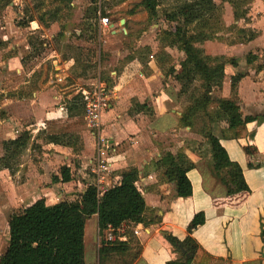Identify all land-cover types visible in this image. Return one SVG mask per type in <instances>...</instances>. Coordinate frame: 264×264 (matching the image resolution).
<instances>
[{"label":"crops","instance_id":"1","mask_svg":"<svg viewBox=\"0 0 264 264\" xmlns=\"http://www.w3.org/2000/svg\"><path fill=\"white\" fill-rule=\"evenodd\" d=\"M17 1L11 0L9 4L7 2L5 11L3 6H0V12L21 13ZM130 1L123 0L121 4ZM140 2L141 0L135 1L137 4ZM217 3L220 4L221 0ZM224 10L227 28L237 26L238 29L253 31L256 34L255 39L245 42L237 35L224 39L221 33L218 34L220 39L206 42L203 48L209 56H223L233 60L225 68L226 77L221 98H232V77L243 74L244 78L237 87L241 117L244 119L249 116H262L264 0H250L245 18L240 21L235 20L230 4L225 3ZM130 20L136 21L130 17L120 21L121 25L122 21H125L120 30L123 34L127 33L128 37L133 31L127 27L132 26ZM136 22L138 23L134 24V30H141V24ZM14 27L23 36L9 37L8 56H5L8 51L0 50V80L8 81L5 85L0 83V94L4 97L0 110L5 112L0 118V159L4 156L2 145L5 141L16 140L21 134L28 133L31 136V144L23 155L17 158L11 170H0V256L6 252L9 245V220L15 209L26 208L40 199H45L48 205L64 200L76 201L88 186L97 183L91 166L95 156L96 137L85 126L84 111L79 112L78 116H74L75 112H69L62 105L60 93L44 81V76L38 82V87L35 85V89L30 90L28 96L22 94V90L36 81H32L33 76L42 72L43 63L36 68L24 61L30 52L26 35L32 34V30L39 27ZM111 27L115 28L114 34L118 32L119 29H116L114 24ZM157 28L158 25H153L142 31L137 39H133L137 45L135 50L141 47L145 49L144 53H141L144 62L138 54L129 53L120 73L115 70L110 72L115 76L116 82L111 88L98 78L107 86L111 96L109 107L102 115V124L103 134L109 137L113 144L109 159L113 163L115 173L106 190L112 188L116 180L120 179L122 171L137 168L140 172L137 186L148 207L147 220L156 222L149 225L124 224L116 231V236L108 230L105 232L107 237L104 233L102 238L114 240L118 237L119 240L130 243L131 249L132 242H137L139 255L132 264H167L171 260H180L182 254L166 240L164 232H170L184 240L189 234L188 226L194 216L203 212L205 224L193 232V237L201 248L214 258L216 264H264V122L249 123V136L240 139L231 138L230 133V128L238 123L237 119L222 121L217 128L216 135L231 160L243 168L250 189V192L229 196L228 189L221 183L210 164L211 152L208 151L205 139L180 124L184 111L183 98L179 94L181 86L170 76H166L159 66L160 59L157 58L156 49L160 40L153 32ZM167 49L172 58H176L175 53L178 52L181 60H184V53L177 49ZM147 51H151V55L147 54ZM54 53L55 55L49 58L55 68L56 74L53 76L70 77L74 60H64L57 51ZM175 69H180L179 64ZM38 76L40 75H37V78ZM96 81L90 80L86 84L87 87L72 81L76 85L74 96L79 94L81 88L92 89ZM74 96L70 95L68 98L72 99ZM81 126L84 128H79ZM57 134H69L79 138V149L74 151L72 147L47 141L49 135ZM250 134H254V137L251 138ZM34 144L41 146V155L35 154ZM203 147L207 148L204 152ZM181 151L195 164V169L188 174L193 186V196L187 199L178 198L175 186L162 182L159 177L158 161L161 157L167 152L177 154ZM35 158H38V162ZM62 167L70 170V182L62 181ZM55 178L59 180L54 181ZM93 218L94 228L97 229L98 215ZM135 230H139L140 234L134 235ZM87 236L86 226L85 264H101L98 252L101 242L94 255L90 254L89 259ZM110 261L112 260L104 264H109Z\"/></svg>","mask_w":264,"mask_h":264},{"label":"trees","instance_id":"2","mask_svg":"<svg viewBox=\"0 0 264 264\" xmlns=\"http://www.w3.org/2000/svg\"><path fill=\"white\" fill-rule=\"evenodd\" d=\"M74 1L53 0L51 4H57V7L45 11L37 18L26 9L27 17L18 21L17 25L26 28L37 21L49 27L51 23L61 20L62 16L66 15L65 12L72 9ZM34 2V9L37 11H42L46 4L45 0H34ZM98 2L99 0H91V7L87 10V20H95L96 23L95 25L90 23L84 31H98L97 22L100 11ZM225 3L232 6L235 20L240 21L245 18L246 7L250 0H221L220 4L215 0H174L168 9H163L161 0H141L136 6L148 13L151 22L156 23L162 14L164 21L174 25L173 28L162 33L161 41L164 46L161 45L160 49L161 52L165 48L177 49L184 53L185 58L179 64V70L173 66L168 69L164 66V62L173 59L168 54L165 55L166 61L159 60V66L166 76H170L179 83L180 96L188 94L190 105L183 111L180 124L191 130H197V133L205 139L208 151L211 152L210 164L221 183L228 189V195L233 196L241 192H250V189L245 180L243 168L239 163L231 160L220 138L216 132L214 133L213 127L222 121L237 119L238 123L230 128L231 138H245L249 136L247 125L252 122L263 123L264 115L249 116L244 119L241 117L237 87L244 78L243 74L232 77V98H217L213 95L217 90H222L226 77V65L233 60L223 56H209L203 45L208 41L221 38L218 34L223 33L226 28L223 20ZM135 12L136 10L133 9L129 13L135 14ZM101 16H106V13L101 12ZM84 31L79 37L84 36ZM237 33L238 38H243L245 42L256 37L253 31L245 29H238ZM94 38L91 36L89 39ZM28 42L29 46H35L31 39ZM78 48L76 50H79ZM147 54L151 55V51H147ZM139 57L144 62L142 54H139ZM71 59L75 63L70 71L74 74L84 61L76 56ZM84 73L83 71L75 77L83 78ZM196 80L200 85L197 87L194 85L192 92L188 91V87ZM66 102L67 110L71 113L75 112L74 116L80 115L79 112H83L86 106L82 93ZM1 103L0 95V106ZM3 115L4 113L0 110V118ZM199 123H202L200 129H198ZM250 135L251 138L254 137V134ZM78 139L69 134L47 137L49 143L72 147L74 151L79 149ZM29 144H31V136L28 133L21 134L16 140L3 142L4 156L0 159V170L2 168L11 170L17 158L23 155ZM207 148L203 147V152ZM158 166L160 180L173 184L178 198L187 199L193 196V186L188 174L195 169V164L184 152L165 153L158 161ZM61 175L63 182L71 181L70 170L67 167H62ZM139 178V170L132 167L122 171L120 179L116 180L112 188L105 191H100L96 185H91L76 201L64 200L48 205L45 199H40L31 206L15 209L9 220V245L6 252L0 256V264H85L87 221L95 215H98L101 238L108 230H112L113 236H116V231L124 224L155 223L156 221L148 222L147 220L148 207L137 186ZM58 180V178L54 179V181ZM205 220L203 212L196 214L188 226L189 234L184 240H180L170 232H164L166 240L182 254L180 260H171L167 264H216L214 258L205 252L193 237V232L204 225ZM131 250L130 243L120 241L118 237L114 240L103 239L98 250L99 259L101 264H104L117 256H129ZM138 255L139 252L132 255L130 262L126 264H132ZM187 256L190 258L188 259Z\"/></svg>","mask_w":264,"mask_h":264},{"label":"rangeland","instance_id":"3","mask_svg":"<svg viewBox=\"0 0 264 264\" xmlns=\"http://www.w3.org/2000/svg\"><path fill=\"white\" fill-rule=\"evenodd\" d=\"M11 0H0V6H3L4 11L7 7V2ZM17 1V0H16ZM53 0H45V5L42 11H37L34 9L35 2L34 0H19L17 1V4L19 5L18 9L21 11V13H14L11 11L10 13H5L3 11L0 12V50H5L7 54L5 56H8L9 54V45H8V39L9 37H18L23 36L21 35L19 30H16L14 26H17V22L20 21L22 18L27 17L25 16V10L27 9L30 11V14L33 15L35 18H37L39 15L44 13L45 11H49L52 9H55L57 7V4H51ZM121 0H99L98 7L101 12L106 13V16L111 21V25L114 24L116 26V29L118 32L113 33L115 31L114 27L109 26V29L106 27L101 26L100 21V15L98 19V31L96 32H87L84 31L85 28L91 23L92 25H95V20L88 21L87 20V10L91 7V0H77L74 1V3L71 6V10L68 12H65L66 15L62 16L61 20L51 23L49 27H45L38 23L37 21H34L30 24V27L32 29L37 28V30H32V34L26 35L29 39L35 43L34 47L30 46V52L27 54V57H25L24 61L29 62L28 65L32 67H40L41 70L33 76L32 81L35 79L36 81L34 83H31L27 86V89L22 90V94L24 96H28L30 90L33 91L36 87H38V82L43 79L44 81L48 82L51 87H54V91H58L62 97L63 104L65 107L67 105L68 97L74 96V89L76 87L75 83H72V81H77L80 86L87 87L86 84L90 80L96 81L98 78H101L103 81H105L109 86H113L116 82L114 81V77L110 74L111 71L115 70L117 73H120L121 68L125 64L126 56L129 55V53L133 54H141L144 53L145 49L141 47L139 50H135L137 48V45H135V41L133 39H137L140 34H142V31H146L148 28H150L153 25H158V28L153 30L154 36L157 37V39L160 40L159 47H157L156 55L157 58L161 59V61H166V56L168 54V49L165 48V52H161L160 47L164 46V43L161 41L162 33L165 30H170L173 28L174 25L167 23L164 21V18L162 14H160V17L156 23L151 22L149 20L148 13L143 11L141 8H138L137 3H135L136 0L130 1V3L121 4ZM174 0H161L163 9H168L172 6ZM219 2L220 0H216ZM121 4V5H120ZM139 4V3H138ZM5 6V7H4ZM114 6H117L114 8ZM135 9V14H130L129 12L131 10ZM109 12V13H107ZM103 17V16H102ZM128 17L136 19V21H139V24H141V30L135 31L134 24L138 23L134 20H130V25H127L128 28L133 30L129 37L127 36V33L123 34V31L120 29L124 27V25H121L120 21L121 19L126 20ZM226 13L225 10L223 12V20H225ZM225 23V22H224ZM14 29L16 30H13ZM94 27V26H93ZM82 31H84V36L79 37L82 35ZM229 32H232L234 34H230ZM238 28L237 26H231L230 28H225L223 32L224 39L226 37L233 38L236 35H238ZM62 33L61 35H59ZM95 37L93 40H90V37ZM97 39V40H96ZM6 41V42H4ZM162 45V46H161ZM79 47V48H78ZM79 50H76V49ZM143 48V49H142ZM11 51V50H10ZM54 51H57L64 60H70L72 57L76 56L78 59H81V61H84L83 65L78 67L77 70L73 71L71 73L70 71V77L68 78H61L57 77L55 78V68L52 65V60L50 61L49 58L51 55H55ZM180 52V51H179ZM181 53V52H180ZM175 57L172 61H166L164 62V66L168 69L170 67H175L176 65L181 63V58L179 57L178 52L175 53ZM48 59V60H47ZM177 61V62H176ZM83 71L85 72L83 75V78L75 77L76 75L82 74ZM5 72V71H4ZM37 75L38 76L37 78ZM5 79V78H1ZM59 79H62L63 81H59ZM59 81V82H58ZM7 80L3 81L0 80V83H3L4 85L7 84ZM72 83V84H71ZM112 83V84H111ZM199 86V81H195L192 85L188 87V91L193 90V86ZM194 86V87H195ZM68 87V88H67ZM73 89V90H72ZM1 95V94H0ZM213 95L217 98L221 97V90H217L213 93ZM75 96H77L75 94ZM74 96V97H75ZM2 97V103H4V97ZM73 97V98H74ZM183 98L182 107L183 110L186 109L190 105V99L188 94L181 96ZM5 115V112H4ZM7 115V113H6ZM27 115V114H26ZM84 117V115H83ZM25 121H28V115L25 119ZM206 121V120H205ZM202 122V121H201ZM203 123V122H202ZM202 123L198 124V129L202 127ZM204 124V123H203ZM205 125V124H204ZM220 123L215 124L214 133L217 132V128L219 127ZM60 127L62 125H59ZM84 126V125H82ZM79 128H84V127ZM86 126V125H85ZM87 128V126H86ZM88 130V128H87ZM193 133L199 135L197 133V130H191ZM201 136V135H200ZM36 147V148H35ZM41 146L34 144L33 149H35L36 155H41V151L39 150ZM42 149V148H41ZM36 162H38V158H35ZM2 196L0 191V197ZM32 204V203H30ZM90 220V221H89ZM87 222V230H88V236H87V246H88V258L90 259V254L94 255V251L96 250L97 246L100 244V242L103 240L100 237L99 234V228L95 229V219L91 217ZM94 228V229H93ZM112 231V230H110ZM107 234L105 233V237ZM133 247L131 250V254L127 257H120L117 256L112 259V261L109 262V264H126L127 262H130V259L132 258V255L138 253L139 246L137 242H132Z\"/></svg>","mask_w":264,"mask_h":264},{"label":"built area","instance_id":"4","mask_svg":"<svg viewBox=\"0 0 264 264\" xmlns=\"http://www.w3.org/2000/svg\"><path fill=\"white\" fill-rule=\"evenodd\" d=\"M100 21L101 26L109 29L111 21L108 17H102L100 14ZM100 80L96 81L92 89L81 88L79 93L83 94L86 101V106L84 107L86 126L96 137L95 156L91 162L92 171L96 176L97 188L100 191H105L110 186L108 182L113 178L115 168L109 159L113 144L109 137L103 134L102 124V115L109 107L111 96L107 86L102 84ZM139 234V230L134 231V235L137 236Z\"/></svg>","mask_w":264,"mask_h":264},{"label":"water","instance_id":"5","mask_svg":"<svg viewBox=\"0 0 264 264\" xmlns=\"http://www.w3.org/2000/svg\"><path fill=\"white\" fill-rule=\"evenodd\" d=\"M125 24V21H122V25H124ZM183 254L185 253L184 251L182 252ZM188 257V259L190 258V256H187Z\"/></svg>","mask_w":264,"mask_h":264}]
</instances>
